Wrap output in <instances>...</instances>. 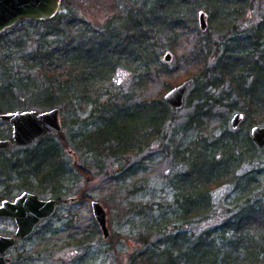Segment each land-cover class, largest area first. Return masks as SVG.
Returning a JSON list of instances; mask_svg holds the SVG:
<instances>
[{
  "label": "trees",
  "instance_id": "1",
  "mask_svg": "<svg viewBox=\"0 0 264 264\" xmlns=\"http://www.w3.org/2000/svg\"><path fill=\"white\" fill-rule=\"evenodd\" d=\"M191 1L131 0L132 8L125 11L120 24L110 23L99 27L101 32L94 29L87 18H78L72 13L66 20L71 30L66 38L61 39L63 48L60 50L68 72L63 73L62 82L56 78L51 88L44 89L51 90L44 93L42 98L37 97L36 101L51 107L66 100L72 103L78 98L92 101L89 98L90 85L97 84L108 74V69L107 72L96 73L99 67L103 68L102 62L112 61V70L123 55L126 61L131 60L133 69L141 66L142 69L148 70L154 65L156 70L166 77L163 87V90H166L169 84L174 85L183 79L181 75L174 78L171 75L177 61L171 65L162 62L160 58L164 41H170L161 35L160 29L171 30L172 27L186 34L187 39L194 35L192 45L188 44V48L180 55L176 48L173 49L177 58L186 64L184 78L192 77L197 87L195 96L192 95L189 99L186 97L185 100L186 103L191 102L194 97L201 100L194 106V112L185 122L176 123L175 109H170L162 97L158 98V101L150 98L146 102L130 106L142 114L138 126L126 124L112 127L102 125L99 120L92 132L82 133L79 140L73 138L78 146L94 152H103L102 149L106 147L105 149L114 156L124 157L127 153L144 151L155 139L165 141L171 134L175 137L179 131L186 132L193 123H203L201 117L206 114L201 110L206 100L213 98L207 95L205 89L214 85L215 81L228 83L227 96L237 98L235 103L240 104L239 109L245 113L251 124L264 122V12L257 23L239 28L238 19L245 20V11L252 9V0H194L195 3ZM197 5L203 6L209 12L206 13L209 20L208 31L214 30L221 37L220 43H216L218 47L216 46L212 53L213 64H208L207 54L211 48L209 44H202V41L206 42V39L201 37L202 31L193 32L191 21L183 15L184 7L195 8ZM61 15L59 12L50 19L35 21L39 24L54 21L60 25L65 23L64 20L62 22ZM112 24L115 25L114 28L110 27ZM46 28L43 33L38 32L39 35L43 34V39L47 36H62V28L58 32L52 31L48 25ZM76 33L78 38L74 37ZM230 33L232 35L227 36ZM123 34L126 35L121 37ZM172 42L171 49L176 43ZM44 46L46 45L42 44L39 50ZM51 60V55L46 51L45 61L51 63ZM14 77V80L7 77L0 85V111L6 98L16 102L21 97L14 94L12 88H39L38 84L29 81L28 75L27 80L17 75ZM217 100L214 99L215 102H218ZM13 103L6 105L11 107ZM94 104L103 118L104 109L107 106L113 107L117 102H111L109 99L94 100ZM232 107L230 106V109ZM169 141L172 148L168 149L170 145L165 142L166 146L161 149L173 156L170 166L173 176H170L169 184L174 187V209L169 215L159 212L156 217L149 219L146 234L139 236L143 243H148L149 230L168 228L170 221L191 234L186 242L180 236H173L174 234L169 243L165 239L161 245L167 247V252L173 250L175 254H167L168 257L157 264H264V168L241 169V165L245 163L244 158H247L245 152L249 151L252 143L248 131L239 137L238 131L231 132L224 127L218 134L210 135L207 139H190L183 146L175 144L173 138ZM65 143L67 144L66 140ZM105 143L107 145H104ZM13 146L16 145L12 143L10 147L1 149L0 156ZM18 148L20 150H16L17 153L15 151L0 160V177L9 179L15 174L16 189L36 191L40 188L50 190L58 197L57 191L63 186V180L68 177V168L62 159L63 144L55 140L53 135H45L30 145ZM251 159L253 163L260 162L253 153H250L247 161ZM127 164L124 162L123 168H126ZM75 167L81 174L88 173L82 165L76 163ZM223 183L232 185L227 194L230 198L226 204L228 207L216 206L210 198L212 189ZM214 216L218 217L214 223L198 226L201 220Z\"/></svg>",
  "mask_w": 264,
  "mask_h": 264
},
{
  "label": "rangeland",
  "instance_id": "2",
  "mask_svg": "<svg viewBox=\"0 0 264 264\" xmlns=\"http://www.w3.org/2000/svg\"><path fill=\"white\" fill-rule=\"evenodd\" d=\"M130 1L61 0L57 13L62 14L60 18L65 23L59 21L61 24L57 25L54 21H50L46 24H39L35 21L38 19H20L11 27L5 29L0 34V85L7 77L14 80L16 78L14 76L17 75V77L20 76L23 80H27L28 75L30 79L28 80L38 84L39 88L30 86L23 90H18L16 87L12 88L13 93L21 97L18 101H13L14 103L6 98L2 102V111L0 112L18 109L43 111L52 108L51 106L41 105L36 99L37 97L42 98L44 93L51 90L46 91L44 89L51 88L56 78H59L62 82L63 73L68 72V66L64 64V59L60 55V50L62 51L63 48L61 39L66 38L71 30L66 23L67 18L72 13L78 18L81 16L87 18L91 22V26L101 32L99 27L110 23L120 24L125 11L127 12L132 8L133 4ZM191 2L195 3L194 0ZM251 3L252 9L245 11V20L238 19L240 21L239 28L257 23L264 12V0H252ZM138 6L139 3H137ZM183 9L185 10L184 17H187L193 25V32L202 31L201 37L206 39V42L202 41V44H209L208 46L211 48V51L207 54V61L208 64H213L214 56L212 53L216 46L218 47L216 43H220L221 37L214 30L208 31L209 20L207 17V28L205 30L199 28L197 21L199 10H203L207 14L209 12L199 5L195 8L189 6ZM47 25L52 31L56 32L62 28V36H47L43 39L41 37L43 34L39 35V33H43L47 29ZM110 27L114 28L115 25L112 24ZM161 29V35L165 39H170V41H164L165 45L160 58L162 62H168L171 65L174 61H177L176 68L171 75H173V78L181 75L185 79L183 72L186 64L177 58L173 49L176 48V52L180 55L185 48H188V44L192 45L194 35L189 36L187 39L186 34L181 33L177 28L171 27V30ZM223 33L225 32L223 31ZM124 35L126 34L121 37H124ZM231 35L230 33L227 36ZM74 37L78 38V33ZM172 41L176 43L171 49V46H173ZM42 44L46 46L39 50ZM46 51L47 54L51 55V63L45 61ZM166 51H169L172 55L170 61L163 59V54ZM56 54L58 55L56 56ZM117 58L119 57L117 56ZM126 60L123 55L121 61L117 62L112 70L110 66L112 61L105 60L102 62L103 68L100 69L99 67L96 73L107 72L108 69V74L97 84L90 85L89 98L92 101L87 102L82 98H78L72 103L70 100L69 102L66 100L55 105L59 107V121L62 130L61 133L53 134V136L55 140L63 144L62 159L68 168V177L63 180V186L58 189V197L50 190L46 191L40 188L36 191L29 190L45 199L57 197L59 202L52 216L42 220L30 236L19 240L8 251V255L11 257L8 264L159 263L163 258L168 257L167 254H175L170 249L167 252V247L161 245L163 242L167 240L169 243L173 236H180L186 242L189 239L187 237L191 234L170 221L168 228L162 230L151 228L148 243H143L144 241L142 242L139 236V234H146L149 219L156 217L159 212L169 215L172 212L171 210L174 209V187L169 184V178L173 176V171L170 170L173 156L166 154L161 147L166 146V142L170 145L168 149H171L170 138L174 139L175 144H181L182 146L196 137L207 139L210 135L218 134L220 129L224 127L231 132L238 131L239 137L247 131L250 136V128L254 124H251L245 113L239 109L240 104L235 103L237 98L227 96L228 83L215 81V84L207 86L205 91L207 95L212 96L215 100L218 99V102H215L213 98L207 99L201 110L206 114L201 117L203 123L200 125L193 123L192 127L186 132L181 133L179 131L175 137L171 134L169 138H165V141L160 138L155 139L149 143L144 151L127 153L124 157L114 156L108 149H105L106 147L104 149L99 147L100 150H104L103 152H94L79 147L73 138L79 140L82 133L92 132L93 127L99 120L102 125L106 124L112 127H121L126 124L138 126L139 117L142 114L130 106L146 102L150 98H155L157 101L160 97L163 99L165 91L179 83L169 84L170 86L168 85L169 87L163 90L166 77L159 73L154 65L148 70L142 69L141 66L133 69L131 60ZM125 61L126 64H124ZM196 89L197 87L193 82L187 90L186 97L189 99L192 95L195 96ZM96 95L98 96L96 97ZM186 97L185 100H187ZM107 99L111 102H117V104L113 107L107 106L104 109L103 118H101L100 111L95 108L96 103L94 104V100ZM200 101L194 97L191 102L186 103L184 101L181 108L175 109L176 123L185 122L188 116L194 112V106ZM11 103L13 105L8 107L7 105H11ZM168 105L170 109L173 108L170 104ZM230 106H233L232 109H230ZM236 112L241 114V121L238 126L232 127L230 120ZM256 124H264V122ZM0 135V138L10 137L11 125L9 122L0 120ZM250 144L249 151L245 152L247 158L250 153H253L259 158L260 162L253 163L252 159L247 161V158H244L245 163L241 165V169L264 168V146L259 148L254 141ZM104 145H107V143ZM18 147L22 146H13L9 151L2 153L0 160L4 156L9 157L16 150L19 151L20 148ZM124 162L128 163L126 168H123ZM76 163L84 166L88 173L81 174L75 167ZM129 166L131 167L128 169ZM16 182L15 174L11 175L9 179L0 177V201L3 198L12 199L22 191V189H16ZM225 184H220L212 189L210 198L216 206L225 205L228 207L226 204L230 198L227 194L232 185ZM93 200L98 201L105 210L108 230L106 237L103 236L93 216L91 210V201ZM168 218L170 219V216ZM216 219H218L217 216L201 220L198 226L203 227L214 223ZM261 225L263 224L261 223ZM14 229L13 219H0V233L12 234ZM172 234L174 235L172 236Z\"/></svg>",
  "mask_w": 264,
  "mask_h": 264
},
{
  "label": "water",
  "instance_id": "3",
  "mask_svg": "<svg viewBox=\"0 0 264 264\" xmlns=\"http://www.w3.org/2000/svg\"><path fill=\"white\" fill-rule=\"evenodd\" d=\"M61 0H0V34L14 25L20 19H50L56 15L60 8ZM207 15L204 11L197 14L198 26L201 30L207 28ZM171 53L163 54L165 61L171 60ZM193 83V78L183 79L178 84L169 88L163 94V99L174 109L184 105L188 88ZM0 120L9 122L11 135L8 138H0V150L8 148L12 143L26 146L34 143L38 138L57 134L62 130L59 121V107L38 111L10 110L0 112ZM241 121V114H233L230 125L236 127ZM250 138L261 148L264 146V124H254L250 128ZM57 199L42 198L37 193L22 190L12 199L3 198L0 201V219L10 217L13 219L15 229L12 234L0 233V264H8L11 257L8 251L19 240L31 235L42 220L52 216L56 211ZM93 216L102 231L104 237L108 235L106 225V213L98 201H91Z\"/></svg>",
  "mask_w": 264,
  "mask_h": 264
},
{
  "label": "flooded vegetation",
  "instance_id": "4",
  "mask_svg": "<svg viewBox=\"0 0 264 264\" xmlns=\"http://www.w3.org/2000/svg\"><path fill=\"white\" fill-rule=\"evenodd\" d=\"M51 198V197H50ZM54 198H56L57 199V204H58V202H59V199L57 198V197H54ZM57 204H56V207H57ZM7 218H10V217H7ZM3 219V218H2ZM12 219V218H11ZM30 236V235H29Z\"/></svg>",
  "mask_w": 264,
  "mask_h": 264
},
{
  "label": "bare ground",
  "instance_id": "5",
  "mask_svg": "<svg viewBox=\"0 0 264 264\" xmlns=\"http://www.w3.org/2000/svg\"><path fill=\"white\" fill-rule=\"evenodd\" d=\"M60 132H61V131H60ZM58 133H59V132H58ZM49 135H53V134H49ZM15 145H16V144H15ZM10 146H11V145H10ZM10 146H9V147H10ZM5 149H6V148H5Z\"/></svg>",
  "mask_w": 264,
  "mask_h": 264
},
{
  "label": "snow or ice",
  "instance_id": "6",
  "mask_svg": "<svg viewBox=\"0 0 264 264\" xmlns=\"http://www.w3.org/2000/svg\"><path fill=\"white\" fill-rule=\"evenodd\" d=\"M119 82V81H118Z\"/></svg>",
  "mask_w": 264,
  "mask_h": 264
}]
</instances>
